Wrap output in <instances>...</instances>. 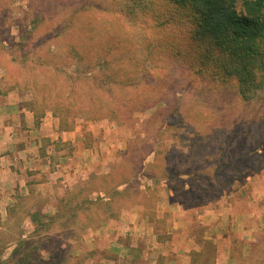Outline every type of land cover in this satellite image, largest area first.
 <instances>
[{
	"label": "rangeland",
	"instance_id": "rangeland-1",
	"mask_svg": "<svg viewBox=\"0 0 264 264\" xmlns=\"http://www.w3.org/2000/svg\"><path fill=\"white\" fill-rule=\"evenodd\" d=\"M99 7L114 16V22L108 21L118 30L109 37L98 30L106 28L109 16L101 11L102 16ZM121 13L130 24L116 23ZM152 15L161 22L154 24L158 37L151 39ZM199 21L192 4L177 0H0V97L18 96L21 106L37 114L36 128L49 115L64 132L82 127L86 132L79 136L80 148L99 153L90 157L94 169L75 173L73 189L49 184L19 201L7 225L13 231L0 233V262L16 264L22 257L31 258L30 264H80L69 260V243L80 245L91 234L88 229L122 218L125 227L155 226L161 238L170 237V246L181 250L185 236L176 228L188 226L196 237L191 245L198 249L193 264H204L205 258L211 264L215 257L222 264H264V147L246 155L249 145L264 140V91L248 106L238 105L240 96L232 90L237 78L221 72V56L214 58V50L208 52L196 37ZM120 32L132 40L128 48L139 58L148 44L162 55L158 67L171 59L176 68L192 67L185 82L199 91L182 90L176 102L164 90L158 99L165 106L150 103L157 98L151 96L135 105L120 96L130 90L114 87L113 104L99 80L117 71L115 61L122 52L106 55L103 44L116 48ZM90 63L96 67L89 68ZM124 68L133 72L127 64ZM162 87L155 82L149 92ZM42 144L71 151L83 166L78 145L62 138H43ZM238 145H244V152ZM220 149L229 159L225 163L216 158ZM53 188L56 201L46 198L53 196ZM52 202L60 213L42 217ZM26 214L39 215L40 225L33 223L35 232L23 240L34 229ZM131 234L125 228L124 235ZM133 235L144 247L140 263L148 264L145 253L153 238L147 230ZM19 241L25 244L14 252Z\"/></svg>",
	"mask_w": 264,
	"mask_h": 264
},
{
	"label": "crops",
	"instance_id": "crops-1",
	"mask_svg": "<svg viewBox=\"0 0 264 264\" xmlns=\"http://www.w3.org/2000/svg\"><path fill=\"white\" fill-rule=\"evenodd\" d=\"M17 97L13 94L0 97V233L13 231L7 226L10 224L13 211L19 210L18 203L21 199L32 197L33 193L39 190L35 189L36 187L43 188L50 184L52 187L57 185L59 190L73 189L77 182L75 173L81 169L87 172L94 169L96 165L90 163L92 161L90 157L99 154L97 150L89 146L80 148L79 136L86 132L82 127L71 132H64L59 128V121L49 115L41 120L40 128H36L34 124L37 114L21 106V101ZM35 132L38 135H34ZM43 138H51L52 142L62 138L63 142L78 145L80 151L78 155L84 158L83 166L75 163L78 161H74L71 151L68 153L65 150L62 151L54 144L43 147ZM86 171L83 172L86 173ZM45 178L50 182H45ZM53 191V196L46 198L56 201L54 188ZM47 207L44 211L42 210V217L54 218L60 213L58 204L54 205L52 202L51 209ZM26 215L33 224L31 214ZM34 224L33 232L30 235L29 233L23 235V240L35 232ZM125 228L130 230L132 238L124 235ZM180 228L185 236L186 247L183 250L179 247L172 248L170 237L161 238L155 226L133 223L125 227L122 218L115 222H103L97 228H87L91 234L86 236L80 245L69 243L71 245H69L68 258L69 260L77 259L78 262L81 260L80 264H141L139 255L144 247L142 242L136 243L133 234L137 235L138 232L147 230L148 235L150 234L153 238L152 247L148 246L145 253L150 257L146 259V261L149 260L148 264H193L192 253L198 249L193 248L191 242H194L196 237L192 236V230L188 226H177L176 229L180 230ZM167 234L171 236L170 229ZM124 236L127 239L124 240ZM179 257H182V260H179ZM204 260V264H210L206 258ZM211 264L222 263L215 257Z\"/></svg>",
	"mask_w": 264,
	"mask_h": 264
},
{
	"label": "trees",
	"instance_id": "trees-1",
	"mask_svg": "<svg viewBox=\"0 0 264 264\" xmlns=\"http://www.w3.org/2000/svg\"><path fill=\"white\" fill-rule=\"evenodd\" d=\"M185 3H190L195 8L199 15V27L196 29V37L203 40V44L207 51L214 50V58L220 57L218 60V68L226 75L235 76L237 79L233 85L232 90L240 96L238 105L248 106L253 99L257 97L262 91H264V0H177ZM130 15L132 10L127 7ZM98 11H104L109 15L106 21V28H101L105 37H109V33L113 31L116 33L118 29H115L113 25H110V21L114 22L109 14L108 10L103 7H99ZM102 16H104L101 13ZM155 18L153 15L151 19ZM116 23L128 22L129 18L126 14L121 13V18ZM121 19V21H120ZM169 20V19H168ZM154 21V19H153ZM170 21V20H169ZM161 22V19H155L153 25H149L151 39L158 37V32L154 30L155 23ZM130 24V22H128ZM120 28V27H119ZM122 28V27H121ZM124 29V28H123ZM99 32V31H97ZM121 32L118 34L117 39L114 41L116 48L112 49V45L104 43L103 47L106 55L110 52L121 51L123 55L115 61L117 64V71L112 76H107L103 80H99L103 83V92L109 98H113L111 101L114 104L115 92L114 87L124 88L130 90V93H122L121 98L128 101L130 104L138 105L137 100L142 97H157L156 101H149L154 104L166 105V101L160 100L159 95L161 92L167 90L169 96L171 95L174 101H178L184 95V92L188 90L194 91V95L199 91L200 87L193 84V82H185L186 76L193 73L185 69L184 65L178 68L175 67L173 59L167 60L168 64L161 63L158 67L157 63L161 59V54H158L152 46L148 49L146 45L144 55L141 58L138 54L130 53L128 47H133L131 39L122 38ZM101 39V38H100ZM205 41L207 44H205ZM181 45V44H180ZM185 45V44H184ZM186 45V49H187ZM181 48V47H180ZM182 49V48H181ZM153 51L155 53H153ZM113 52V53H114ZM212 58V55L207 57ZM115 58H113L114 60ZM147 59V60H146ZM101 60V59H100ZM104 60V59H102ZM151 60V61H150ZM108 61V60H107ZM104 61L107 66H110V62ZM152 61H155L154 63ZM125 64L131 67V72L128 73V69L124 68ZM96 64H89V68H95ZM133 68H140L139 72L134 71ZM225 69V70H224ZM224 70V71H223ZM101 73V70H100ZM138 76V77H137ZM142 78L140 79V77ZM107 80H109L107 82ZM174 80L172 89L169 85ZM161 83L163 87L159 89L157 93L149 92V88L153 87L154 83ZM238 83V85H236ZM167 86V87H166ZM110 88V89H108ZM182 90H185L184 92ZM1 96H4L2 93ZM181 101V99H180ZM171 101H167V105H170ZM141 104V103H139ZM245 107V106H244ZM244 116V115H243ZM244 119V117H243ZM244 145H238V151L244 152ZM229 148V144H224L223 148ZM264 147V140L259 144L249 145V152L247 156L254 155L260 148ZM245 155V154H244ZM216 158H221V163L227 162L228 157L224 154V150L220 149ZM224 161V162H223ZM34 223L40 225L39 215L32 217ZM25 241H19L16 243V249L14 252L20 251L24 246ZM7 248V247H5ZM21 256H25L23 253ZM31 258H23L19 261L9 260L11 263L16 264H30ZM4 263V262H3ZM0 262V264H3Z\"/></svg>",
	"mask_w": 264,
	"mask_h": 264
}]
</instances>
